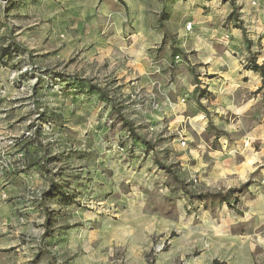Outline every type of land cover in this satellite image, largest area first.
Segmentation results:
<instances>
[{"label": "clouds", "instance_id": "1", "mask_svg": "<svg viewBox=\"0 0 264 264\" xmlns=\"http://www.w3.org/2000/svg\"><path fill=\"white\" fill-rule=\"evenodd\" d=\"M5 3L0 0V7ZM92 3L99 8L101 30L95 47L80 55L81 66L99 77L93 82L101 87L117 78L126 85L120 93L115 92L118 85L107 91L125 99L124 115L135 128H122L111 104L81 93L76 100L83 119L72 122L73 140L95 154L87 164L94 175L91 182L57 175L52 187L47 159L39 152L25 156L27 149L16 145L23 136L46 147L51 142L50 154L66 152L53 131L63 121L47 115L37 120L45 108L57 110L60 101L45 98L37 104L39 97H33L13 120L0 115V177L6 168L25 170L17 181L28 190L24 210L32 213L28 220L7 209L0 216V250L14 249L0 251V264H28L33 258L44 234L34 225H43L45 208L79 207L92 210L84 221L103 219L108 234L118 237L114 264L158 262L165 241L172 245L167 255L179 257L176 264H202L221 251L229 264H264V0H125L127 9L121 0ZM19 59L25 66L12 73L13 80L34 67L27 56ZM36 82L29 80L19 93L8 84L0 96H32ZM62 88L63 82L56 81L53 91ZM129 95L143 106L128 101ZM32 110L35 115L9 130L10 123ZM149 115L156 124L144 131V139L151 141L145 151L143 142L134 146L133 131L149 124ZM98 125L112 129L107 140L85 135ZM174 132L178 138L166 139ZM61 159L66 165L76 161L72 169L85 171L81 156ZM51 167L55 172L56 165ZM229 185L235 190L227 196L192 195L228 191ZM157 222L174 227L179 240L161 235L168 229L155 227ZM197 244L202 255L185 259ZM78 252L75 241L64 249L67 257Z\"/></svg>", "mask_w": 264, "mask_h": 264}, {"label": "rangeland", "instance_id": "2", "mask_svg": "<svg viewBox=\"0 0 264 264\" xmlns=\"http://www.w3.org/2000/svg\"><path fill=\"white\" fill-rule=\"evenodd\" d=\"M68 2L69 0H6V3L0 7V39L1 41L5 39L9 41L5 46H0V55L1 49L10 47L13 43L22 50L21 53L12 52V56L0 61V92H3L6 86L11 84V91L19 93L26 87L29 80L35 79L37 81L36 84L31 87L32 96L20 95L13 96L12 98L0 96V115L6 114V119L13 120L15 114L18 111H22L23 108L26 107V102L33 99V97H39V99L35 101L37 104H40V100L45 98L60 101V103L57 104V110L48 111L47 108H45V112L40 113V115L37 116V120L43 119L44 116L47 115L49 119L63 121V123L58 128L53 129V131L57 132V134L62 137L66 145V152L62 151L50 154L49 148L51 142L49 146L46 147L42 143H35L32 139L24 141L23 136L19 137L16 145L21 151L27 149L25 156L39 152L41 158L47 159L50 165L48 171L53 175L54 184L55 176L61 174L71 177L73 180H84L87 182H91L94 175L92 171L87 169V164L95 154L83 150L81 146L76 144L73 140L72 122L75 121L78 123L81 121L83 117H81L79 113L84 110L82 105L77 102L76 97L81 93L85 95H95L105 104H111L113 113H120L123 115L127 107L123 97L118 99L114 98L113 94L107 91V89L118 85V87H115V92H122L126 85L121 83L119 78L101 87L100 84L93 82V79L99 80V77L93 78L89 76L85 68L81 66L83 62L80 61V55L87 49L81 48L70 51L66 49L63 41L54 39L50 41L49 37L53 31L59 33V29L61 34H64L62 23L65 20V14H67V8L65 9V7H68ZM121 3L124 4L125 9L128 8L125 0H121ZM40 14H42V18L39 20V23H31V21ZM35 28H39L41 31L39 39L36 38V34L34 36L32 34V30ZM66 54L69 56L64 58ZM24 56H27V61L34 65L32 72H23L22 75L13 80L12 73L19 71L25 66V60H17V57ZM105 68H107V64ZM37 73H39L38 79ZM56 81L63 82V88L59 92L53 91ZM128 83L131 84L132 81ZM91 87H95L96 90H93ZM131 91L134 94L135 89H131ZM100 93H104L108 100L101 97ZM127 100L131 101L133 104L141 103L143 106V102L133 100L132 95L127 96ZM64 101H67L70 107L66 105ZM120 114H118V119L121 121L122 128L134 130V121L128 120L125 117V120L130 125V127H126ZM31 115H35V110L29 112L28 115L20 116L19 119L15 120V123H10L8 125L9 130H14L17 124L27 120ZM146 119L149 120L150 123L139 125V132L134 131L135 135L140 137V139L136 138L134 146H140L143 141H146L149 145L151 144V141L144 139V131L154 127L156 122L152 120L151 115L147 116ZM34 126L35 121L28 126L29 130ZM113 127H115V125H113ZM208 127H212L211 121H209ZM181 131H183V129H181ZM39 134L38 129L37 135ZM111 134L112 129L100 125H98L94 131L89 130V132L85 133V135L93 138L103 136L105 140H107ZM176 138H178V135L174 132L172 137L166 139L171 140ZM21 141H24V143L21 144ZM159 142L160 141H157V143ZM0 143H2V141H0ZM121 147H124V145L122 144ZM142 147L145 151L149 150V148H146L143 144ZM73 154L82 157L80 163L85 167L83 173H78L72 169V164L76 163V161H72L70 164L66 165L65 161L61 159V157L65 155L71 156ZM33 163H35V161H33ZM52 163L56 165L55 172L52 170ZM66 167H68L70 171L65 172ZM23 171L25 170L15 167L6 168L3 175L5 179L0 183V187L3 192L7 194L9 211H11V213H16L17 218L28 220L32 219L31 211L24 210L28 208V199L25 195L28 190L23 184L17 181V177ZM95 175L103 176V173L97 172ZM5 190L7 192H5ZM230 190H234V188L228 189V191L217 192L194 191L192 195L196 197L205 195L227 196ZM43 195L44 194H42V198ZM36 210L39 211V209ZM90 211L92 210L85 207L69 208L66 211H61L59 208L49 211L45 208L42 213L45 216L43 225H34V227L44 228L42 243L40 248L34 252L33 258L28 261V264H114V261L119 259V253L117 252L118 237H113L108 234L107 229L109 225L105 223L103 219L84 221L82 217ZM78 215L81 219H76ZM100 216L103 217L104 213H101ZM49 218L52 219L51 222L47 221ZM154 226L157 228H167L168 231L166 233L162 232L161 235L166 234L169 239L179 240V234L174 227H169L167 224L161 225L158 222ZM86 227L89 228L88 231L83 230ZM9 229H11V224ZM73 241L76 242L79 252L74 256L67 257L64 253V249ZM85 248L89 249V251H85ZM171 248L172 245L165 241V247L161 250L162 255L158 262L154 261L153 264H158L161 260H163L165 264H176L179 257L167 255ZM7 251H14V249H8L6 252ZM202 251V247L197 244L185 255V259L197 260V258L202 255ZM90 257L93 258L89 259ZM208 261L209 260L205 259L202 264H208ZM120 264H123L122 260Z\"/></svg>", "mask_w": 264, "mask_h": 264}, {"label": "crops", "instance_id": "3", "mask_svg": "<svg viewBox=\"0 0 264 264\" xmlns=\"http://www.w3.org/2000/svg\"><path fill=\"white\" fill-rule=\"evenodd\" d=\"M66 8H67V14H65V20L62 23V26L64 27L63 30L64 34H61L59 29H58L59 33L53 31L49 37L50 41H53V39L57 41H63L66 49L70 51L81 49L80 45H83L84 46L83 48L87 50L93 48L95 46L96 39L99 38L98 34L101 30V24H102L98 6H94L92 0H69L68 7H65V9ZM32 34L33 36L36 34L35 35L36 38L39 39V35H41V31L39 28H35L32 30ZM8 42L9 41L7 39H5L4 41H1L0 39V46H5L6 44H8ZM33 42H39V41H33ZM66 56L69 55L66 54L64 58H66ZM4 179H5L4 177H0V181ZM231 188L233 187L229 185V189ZM5 192L7 191L5 190ZM6 209L9 210L7 203V194L4 193L0 187V216H3ZM12 214H14L15 217L17 216L16 213L12 212ZM18 219L23 220L22 218H18ZM10 224L11 222L9 220L8 227L10 226ZM6 250L8 249H4L3 251ZM222 255H223V251H221L220 255H213L211 260L208 261V264H213L214 261H219L223 264H229L228 260L222 259ZM158 264H165V263L163 260H161L159 261Z\"/></svg>", "mask_w": 264, "mask_h": 264}, {"label": "trees", "instance_id": "4", "mask_svg": "<svg viewBox=\"0 0 264 264\" xmlns=\"http://www.w3.org/2000/svg\"><path fill=\"white\" fill-rule=\"evenodd\" d=\"M15 45H16V44L13 43L10 47H6V48L1 49L0 61H3V60H5V59H7L9 56H12V52H14V53H21V52H22V50L19 49L20 47L15 46ZM78 88H80V87H78ZM91 88H92L93 90H96L95 87H91ZM97 91H98V90H97ZM100 95H101V97L106 98V99L108 100V98L105 97L104 93H100ZM117 114H120V113H117ZM120 116H121L122 121L124 122V125H125L126 127H130L129 123L125 120V116H124L123 114H120ZM129 129H130V128H129ZM133 135L135 136V138H139V139H140V137H137V136L135 135L134 131H133ZM143 145H145L146 148H149V143H147L146 141H143ZM51 186H52V187H55L56 185H55L54 182H53V184H52ZM234 190H235V189H234ZM231 191H233V190H230V191L228 192V194H229ZM44 195H46V193H45ZM47 221H48V222H51L52 219L49 218V219H47ZM213 264H221V263H219V262H214Z\"/></svg>", "mask_w": 264, "mask_h": 264}]
</instances>
